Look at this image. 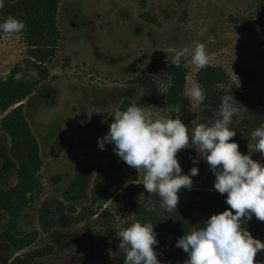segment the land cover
Wrapping results in <instances>:
<instances>
[{
	"label": "rangeland",
	"instance_id": "obj_1",
	"mask_svg": "<svg viewBox=\"0 0 264 264\" xmlns=\"http://www.w3.org/2000/svg\"><path fill=\"white\" fill-rule=\"evenodd\" d=\"M57 27V55L46 65L51 77L23 103L43 166L39 172L42 187L34 192L33 199L27 194L31 204L23 212L18 229L31 238L37 236L18 254L10 244L1 243L0 264H11L14 257L46 246L54 249L53 254L31 264H79L84 258V264L115 263V233L127 227L133 215L123 200L125 190L103 203L108 212L102 218L94 216L79 222L77 216L92 205L97 163H116V172L127 185L143 186L134 183L142 180L143 170L138 173L125 164L113 152V144L106 143V150L98 147V138L106 135L114 119L113 112L117 108L126 110L135 102L152 106L154 119L179 116L189 129L193 121L211 125L220 118L219 112L201 109L190 101L176 108L140 103L144 92L136 79L151 77L158 92H166L170 82L163 74V65L175 51L187 46L191 53L196 43H205L210 66L224 69L250 100L264 96V0H61ZM28 54L24 35L4 33L0 39V80L6 79ZM238 66L255 70L250 84L238 77ZM197 72L189 70L186 86L196 83ZM244 113L240 109L233 117L235 137ZM251 143L250 136L246 154ZM10 146V137L0 128L3 190L17 183L18 165L10 155ZM251 155L264 164V156L256 152ZM177 159L182 174H189L192 167L199 169V174L192 177L191 189L182 188L178 193L187 196L202 187L211 169L195 148L181 150ZM50 199L73 206L77 213L59 215L54 228L44 232L38 209ZM93 209H98V203ZM253 219L258 220L254 215ZM8 221V213L0 207V232ZM260 222L264 230V222ZM156 239L157 258L162 264H171L169 255L176 241L164 232L157 233ZM256 239L264 242V231ZM256 260L264 262V251L257 254Z\"/></svg>",
	"mask_w": 264,
	"mask_h": 264
},
{
	"label": "clouds",
	"instance_id": "obj_2",
	"mask_svg": "<svg viewBox=\"0 0 264 264\" xmlns=\"http://www.w3.org/2000/svg\"><path fill=\"white\" fill-rule=\"evenodd\" d=\"M5 0H0V10ZM27 28L25 21L8 15L0 22V32L17 35ZM175 67L186 70H203L210 64V55L205 43H196L189 52L185 46L168 61ZM24 70L26 65L20 63ZM15 81L39 79L36 69L17 72ZM183 95L191 105H201L206 100V89L199 83L186 86ZM240 105V104H239ZM240 111L232 94L221 98L219 119L211 125L195 124L189 129L179 118L162 115L153 118L152 106L143 107L133 102L126 110L117 108L108 132L98 138V147L113 144V152L128 166L143 170L142 180L149 196L157 195L160 208L167 212L176 211L178 193L182 188L191 189L193 180L199 174L192 167L189 174H182L177 155L181 150L195 148L200 159L210 166L215 176L214 189L219 194H227L229 208L213 214L202 227L193 226L179 238L176 247L187 254L183 264H264L257 261L264 242L256 239L245 227L253 215L264 222V164L252 158V152L264 156V123L251 132L248 145L249 154L239 151L233 141L236 132L232 130L233 117ZM196 161H194L195 163ZM146 211H154L155 205L149 200ZM155 225L151 222L134 221L120 228L115 234L118 247L124 254L123 264H162L157 258L154 245L158 244Z\"/></svg>",
	"mask_w": 264,
	"mask_h": 264
},
{
	"label": "trees",
	"instance_id": "obj_3",
	"mask_svg": "<svg viewBox=\"0 0 264 264\" xmlns=\"http://www.w3.org/2000/svg\"><path fill=\"white\" fill-rule=\"evenodd\" d=\"M61 0H5V7L0 10V22L8 15H12L26 22L24 35L28 56L16 64L6 79L0 80V128L11 139L10 155L18 165L17 183L10 190L0 188V207L8 213L9 221L5 230L0 232V244H10L15 253L31 246L37 235L28 236L19 231V220L23 212L30 207L34 192L40 191L42 182L39 172L43 166L37 140L32 134L29 124L24 116V101L37 89L39 85L51 77L47 63L57 55L60 42V32L57 27V17ZM0 32V39L3 35ZM171 60V59H170ZM169 60V61H170ZM20 63L26 65L22 70ZM27 69H36L39 79H23L15 81L13 77L17 72ZM189 70L175 67L168 61L163 65V74L170 82L164 93H159L156 83L151 77L136 79L143 88L142 105L155 104L166 108H176L188 103L183 95L186 87ZM238 77L250 84L249 79L254 76L253 68L238 66ZM196 83L206 89V100L199 105L201 109L219 112L221 98L232 94L240 109H244V119L233 141L238 143L239 151L246 154L245 144L249 142L251 132L261 123H264V96L250 100L246 91L230 81L228 73L219 67L208 66L198 70ZM240 104V105H239ZM96 177L93 184L92 205L78 213V221L98 216L102 218L108 212L104 204L113 199L120 191L125 190L124 202L132 210V217L128 226L136 220L151 222L156 233L164 232L177 243V240L188 233L193 226L202 227L205 221L213 214H219L229 208L226 203L227 194H219L214 189L215 176L210 170L203 181L201 188L196 189L187 196H179L176 211L167 212L160 208L157 195L147 194L142 185H127L128 182L116 170V163L105 166L96 164ZM27 194H30L27 197ZM151 200L155 205L154 211H146L145 205ZM98 203V209H93ZM66 213L76 214L73 206H65L57 199L45 200L38 209V220L44 232H49L57 223V217ZM107 225L108 229H113ZM245 227L254 238L263 234V224L255 219L245 222ZM119 239L114 238L112 250L115 254L114 264H123L124 254L118 247ZM51 246L35 249L34 251L13 258L11 264H31L37 258H45L53 254ZM84 258L79 264H84ZM187 254L180 248L174 247L169 255L171 264H183Z\"/></svg>",
	"mask_w": 264,
	"mask_h": 264
}]
</instances>
